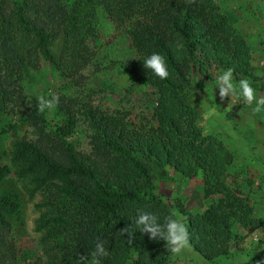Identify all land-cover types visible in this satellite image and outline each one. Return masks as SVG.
Wrapping results in <instances>:
<instances>
[{
    "label": "trees",
    "instance_id": "obj_1",
    "mask_svg": "<svg viewBox=\"0 0 264 264\" xmlns=\"http://www.w3.org/2000/svg\"><path fill=\"white\" fill-rule=\"evenodd\" d=\"M99 9L133 50L127 59L132 84L153 88L155 98L147 106L149 117L134 125L85 103L93 132L91 153L85 154L72 140L74 109L57 103L58 113H66L53 132L46 110L41 113L25 91V65L42 56L63 77L75 78L93 58L89 40ZM152 53L165 58L167 79L144 68ZM229 67L237 80L253 77L251 48L218 0H0V110L17 113L33 130V137L14 141L11 162L20 178H30L32 194H44L36 229L50 244L51 264H81L82 257L90 264L98 239L108 249L102 264H174L164 241L137 231L129 243L120 234L137 209L161 219L173 213L156 193V181L169 168L185 178L201 175L206 199H214L201 213L179 205L189 244L205 260L230 255L236 222L251 231L262 226L226 181L234 154L198 126L195 82ZM6 131L0 130V140ZM8 170L0 163V264H44L32 250L21 253L13 238L24 224V201L4 185Z\"/></svg>",
    "mask_w": 264,
    "mask_h": 264
},
{
    "label": "rangeland",
    "instance_id": "obj_2",
    "mask_svg": "<svg viewBox=\"0 0 264 264\" xmlns=\"http://www.w3.org/2000/svg\"><path fill=\"white\" fill-rule=\"evenodd\" d=\"M218 3L251 48L253 77L247 79L252 82L257 96H264V0H218ZM91 33L89 48L93 58L75 78L63 77L42 56H37L25 65L24 80L26 93L38 103L40 97L51 99L55 96L57 103L62 102L74 109L76 127L72 140L74 147L85 154L91 153L93 134L85 103H91L109 115L122 117L128 124L134 125L149 117L147 106L155 98L153 88L132 84L127 59L133 56V50L125 34L104 10H98ZM61 48L58 41L54 52L59 55ZM222 70L214 71L211 78L199 75L195 82L196 90L192 95L201 112L198 126L234 154L226 181L252 206L254 212L251 217L260 219L262 226L251 231L236 222L234 232L237 241L232 243L227 257L207 261L189 244L182 253H172L174 264H264V112L252 116L250 108L241 100L235 97L221 100L218 88L215 89V77ZM57 103L54 109H46L53 132L64 123L66 113H58ZM19 121L17 113L0 110V130H7L0 140V163L9 166L4 185L18 190L24 201V224L14 230L13 238L21 253L26 249L32 250L43 258L44 264H51L50 244L44 241L45 233L36 229L42 212L39 204L44 194H32L34 185L30 178H20L18 166L11 162L14 141L34 136L32 128ZM12 124L14 126L10 128ZM156 193L163 197L173 213L183 218L185 226L187 220L181 213L180 204L192 213H201L214 201L206 199L201 175L185 178L173 168L168 169L166 177L156 181ZM253 235L256 240L249 244Z\"/></svg>",
    "mask_w": 264,
    "mask_h": 264
},
{
    "label": "clouds",
    "instance_id": "obj_3",
    "mask_svg": "<svg viewBox=\"0 0 264 264\" xmlns=\"http://www.w3.org/2000/svg\"><path fill=\"white\" fill-rule=\"evenodd\" d=\"M146 70H150L161 80L167 79L170 72L165 58L159 53H152L143 61ZM234 69L227 68L216 74L215 89L218 88L221 100L235 97L242 101L251 110L250 115L255 116L264 112V96H257L256 89L252 82L247 78L236 80ZM57 103V97L51 99L39 98L38 110L43 113L46 109H54ZM147 234L151 240H162L165 247L173 254H180L189 245V232L183 218L178 213H171L161 219L155 212L145 209H137L134 220L129 227H125L120 234H127L128 242L131 243V237L135 232ZM255 235L249 238V244L254 243ZM90 264H102L103 258L108 256V249L103 240L98 239L94 250L90 253ZM87 257L81 258V264H86Z\"/></svg>",
    "mask_w": 264,
    "mask_h": 264
},
{
    "label": "crops",
    "instance_id": "obj_4",
    "mask_svg": "<svg viewBox=\"0 0 264 264\" xmlns=\"http://www.w3.org/2000/svg\"><path fill=\"white\" fill-rule=\"evenodd\" d=\"M200 256V255H199ZM201 257V256H200Z\"/></svg>",
    "mask_w": 264,
    "mask_h": 264
}]
</instances>
